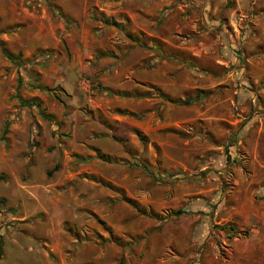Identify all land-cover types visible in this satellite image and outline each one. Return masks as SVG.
<instances>
[{
  "label": "rangeland",
  "instance_id": "rangeland-1",
  "mask_svg": "<svg viewBox=\"0 0 264 264\" xmlns=\"http://www.w3.org/2000/svg\"><path fill=\"white\" fill-rule=\"evenodd\" d=\"M258 159L264 0H0V264H264Z\"/></svg>",
  "mask_w": 264,
  "mask_h": 264
},
{
  "label": "trees",
  "instance_id": "trees-1",
  "mask_svg": "<svg viewBox=\"0 0 264 264\" xmlns=\"http://www.w3.org/2000/svg\"><path fill=\"white\" fill-rule=\"evenodd\" d=\"M6 53V56L9 58V59H12L13 58V55L11 54V53H9V52H5ZM19 55V54H18ZM26 105H33L34 104V102L33 101H29V102H24ZM184 103H188V102H184ZM7 133V127H5L4 129H3V133H2V139H4V135ZM184 212V209H178L177 211H176V213H183ZM0 252H1V242H0Z\"/></svg>",
  "mask_w": 264,
  "mask_h": 264
},
{
  "label": "crops",
  "instance_id": "crops-1",
  "mask_svg": "<svg viewBox=\"0 0 264 264\" xmlns=\"http://www.w3.org/2000/svg\"><path fill=\"white\" fill-rule=\"evenodd\" d=\"M257 168H260V169L264 170V160L263 159H258L257 160ZM261 186L264 188V182L262 183Z\"/></svg>",
  "mask_w": 264,
  "mask_h": 264
}]
</instances>
